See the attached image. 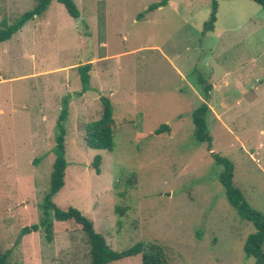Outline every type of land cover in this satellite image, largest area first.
Instances as JSON below:
<instances>
[{
	"label": "rangeland",
	"instance_id": "obj_1",
	"mask_svg": "<svg viewBox=\"0 0 264 264\" xmlns=\"http://www.w3.org/2000/svg\"><path fill=\"white\" fill-rule=\"evenodd\" d=\"M160 1L74 0V19L52 0L0 42V243L11 261H90L71 219H51L49 237L39 227L16 242L22 227L43 218L55 125L67 101L58 207L77 208L114 250L155 241L166 264L255 263L244 253L255 228L227 201L211 152L232 162V184L264 214V9L218 0L214 27L204 31L210 0H167L148 10ZM34 3L0 0V22ZM88 62L89 84L79 94L77 67ZM101 96L111 105V150L84 140L86 124L101 115ZM203 101L210 150L193 138L191 115ZM161 124L169 131L155 134Z\"/></svg>",
	"mask_w": 264,
	"mask_h": 264
},
{
	"label": "trees",
	"instance_id": "obj_2",
	"mask_svg": "<svg viewBox=\"0 0 264 264\" xmlns=\"http://www.w3.org/2000/svg\"><path fill=\"white\" fill-rule=\"evenodd\" d=\"M52 0H35V3L30 9L24 11L19 18L13 22L7 23L5 19L0 22V42H3L11 37L13 33L21 28V26L30 19L41 15ZM61 3L66 12L74 19L79 18L80 11L75 4L74 0H56ZM218 0H210L211 13L210 18L203 25L204 31H212L215 21V13L218 6ZM259 4L264 9V0H252ZM167 0H161L159 3L151 4L148 10H152L158 6L166 4ZM142 17V15H139ZM91 63L79 65L78 72L82 88L79 92H84L89 84V71ZM202 83L203 80L201 81ZM205 91L210 89V84H204ZM102 110L98 119L88 122L85 126V143L87 146L96 149L112 148V136H113V118L111 112V105L108 98L100 97ZM67 101H65L60 113L58 115L55 125V144H54V160L52 163L49 179V187L42 200V208L44 211L43 218L38 224H32L30 226H24L21 228L16 242L18 243L20 238L30 233L31 231H37L39 227H43L46 236L49 237L52 230V220L65 221L73 220L75 224H79L84 232L87 241L89 243V257L88 264H107L112 261L120 260L124 257L140 254V264H166L163 257V248L155 241L138 242L134 245L122 249L114 250L106 242L105 238L95 231L93 223L90 219L85 217L77 208L68 207L61 209L53 201L52 197L61 189L64 184V175L66 168L65 161V143L64 136L65 130L63 123L67 115ZM210 111L206 102L201 104L193 110L192 121L194 125L193 138L196 142L204 144L209 150L211 149L212 137L207 130L205 123V116ZM169 131L167 124H161L154 130L155 134ZM215 161L222 165L223 171L219 175V180L224 187L225 195L229 204H231L237 211L238 215L251 222L255 228V231L248 235L244 243V253L247 257H254V264H264V252L262 245L264 242V214L259 210L252 207L248 201L243 197L241 191L232 184L233 176V164L232 162L216 153L211 152ZM100 157L96 156L93 159L92 165L96 172L99 171ZM0 264H23L19 261H11L9 251H4L0 243Z\"/></svg>",
	"mask_w": 264,
	"mask_h": 264
}]
</instances>
